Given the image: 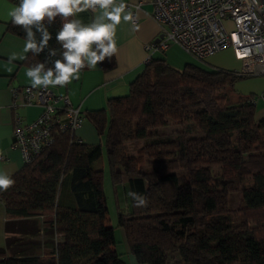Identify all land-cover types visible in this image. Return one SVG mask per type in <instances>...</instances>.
Listing matches in <instances>:
<instances>
[{
  "label": "trees",
  "instance_id": "obj_1",
  "mask_svg": "<svg viewBox=\"0 0 264 264\" xmlns=\"http://www.w3.org/2000/svg\"><path fill=\"white\" fill-rule=\"evenodd\" d=\"M62 23L57 17L49 27V48L57 55L28 52L25 65L47 60L52 67L62 58L55 39ZM7 29L25 37L11 20ZM197 61L176 68L151 56L127 94L86 115L102 143L77 142L68 131L52 129L53 142L24 162L0 199L9 217L42 215L53 244L42 255L0 251V264H127L114 248L103 169L94 166L103 147L112 187L147 197V205L137 207L127 196L128 212L116 217L138 262L264 264V117H255V94H230L237 80L253 75ZM114 63L113 56L98 66L107 70ZM172 122L179 127L166 132ZM132 142L140 144L134 153ZM181 160L187 168L182 181L175 171ZM235 192L237 208L230 205Z\"/></svg>",
  "mask_w": 264,
  "mask_h": 264
},
{
  "label": "crops",
  "instance_id": "obj_2",
  "mask_svg": "<svg viewBox=\"0 0 264 264\" xmlns=\"http://www.w3.org/2000/svg\"><path fill=\"white\" fill-rule=\"evenodd\" d=\"M18 2L20 3V0L17 2L16 0H0V170L9 171L11 176L24 165L18 147L12 145L14 115L17 113L23 122H29L36 118L41 111V106L36 101L22 104L18 99L16 100L17 105L11 106L13 102L12 89L31 86V81L25 74L29 66L23 63L27 55L24 52L25 37L16 35L7 29L11 20L9 12L18 6ZM117 2L119 3L120 0ZM123 2L126 5L139 2V8L136 11L138 21L132 24V22L126 23L121 20V23L116 27L114 38L117 52L114 56V66L107 70H102L98 65L92 69L85 67L79 74L80 78L73 80L71 84L65 87H48L57 94L68 95L71 103L74 106H79L85 118L74 131V135L88 144L102 143L103 135H98L94 123L86 115L89 111L104 109L108 98L128 93L130 82L145 67L147 51L144 45L156 40L160 33L161 25L152 17V0H123ZM96 14H99V11ZM75 18L87 25L92 22L94 14L88 10L78 13ZM133 25H135V29ZM13 54L17 58L10 61ZM151 56L163 58L176 68H182L186 63H198L194 57L176 43L168 44L165 49H154ZM20 57L24 58L20 59ZM205 61L208 65L232 69L238 68L240 64L229 48L212 54ZM233 89L234 91L230 93L232 99H237L240 95L255 94V117L257 119L264 117V100L261 98V94L264 93V74L237 80ZM94 166L101 168L95 163ZM115 188L118 189V197L123 198L127 203L122 211L127 213L130 199L127 197L125 188L122 185H117ZM0 212L3 220V244L0 243V251L4 255L12 257L42 255L49 250L55 237L42 224V215L9 217L5 214L1 199ZM108 218L109 224L114 225V248L121 258L127 264H148L138 262L129 252L123 229L114 223L116 217Z\"/></svg>",
  "mask_w": 264,
  "mask_h": 264
},
{
  "label": "built area",
  "instance_id": "obj_3",
  "mask_svg": "<svg viewBox=\"0 0 264 264\" xmlns=\"http://www.w3.org/2000/svg\"><path fill=\"white\" fill-rule=\"evenodd\" d=\"M152 17L160 23L159 37L144 45L145 63L154 49H165L176 43L197 60L225 48H231L240 61L234 70L238 74H264V0H152ZM139 2L128 3L137 23ZM227 23L232 25L228 29ZM12 107L36 101L41 106L39 115L23 122L16 113L13 119L12 145L18 147L24 162L34 159L53 140V130L68 131L77 142H82L74 131L84 116L71 104L66 94L59 95L50 88L12 89ZM264 100V93L261 94ZM255 101V99H253ZM2 261V257H0Z\"/></svg>",
  "mask_w": 264,
  "mask_h": 264
},
{
  "label": "clouds",
  "instance_id": "obj_4",
  "mask_svg": "<svg viewBox=\"0 0 264 264\" xmlns=\"http://www.w3.org/2000/svg\"><path fill=\"white\" fill-rule=\"evenodd\" d=\"M126 9L123 0L119 3L117 0H20L9 16L12 24L21 27L25 33V53L38 56L48 49V58L55 57L58 50L49 48L52 39L49 27L57 17L64 21L55 36L62 49V58L53 60L52 67H46L47 60L30 66L25 74L31 81V87H65L78 80L85 67L96 68L99 62L115 56L116 27L121 20L126 23L134 20L132 11ZM88 10L94 14L90 24L75 18L78 13ZM16 58L13 54L10 61ZM13 184L11 173L0 170V190H7ZM127 196L137 207L147 205V197L141 193L129 190Z\"/></svg>",
  "mask_w": 264,
  "mask_h": 264
},
{
  "label": "rangeland",
  "instance_id": "obj_5",
  "mask_svg": "<svg viewBox=\"0 0 264 264\" xmlns=\"http://www.w3.org/2000/svg\"><path fill=\"white\" fill-rule=\"evenodd\" d=\"M227 27H228V29H231L233 26L230 25L229 23H227ZM225 49H228V48H225ZM229 49H230V51H232L231 48H229ZM177 127H179V125L172 122V123H169V125H167L165 130H166V132L173 133ZM103 140H104V138H103ZM103 140H102V142H103ZM138 145H140V144H138L137 142L129 143V146H128L129 152L134 153L136 151V148L139 147ZM95 165L101 166V168H103V184H104V189H105L107 217H117V212H122L124 210V208L127 206V203L123 198L118 197V195H117L118 189L112 187V185H111L109 169H108V164H107V160H106V148L105 147H103V153H102L101 157L95 161ZM145 165L147 166L148 163H146ZM217 168L218 167H216V169ZM175 171H176L180 181L186 179L187 168L183 164V160H181L179 162V165L175 168ZM249 181H250V179L248 178L246 183H249ZM230 200H231L230 205L233 208H237L239 205H241V199H240L239 193L235 192V193L230 194ZM114 223L116 224V221ZM2 226H3V220H2L1 212H0V243H1V245L3 244Z\"/></svg>",
  "mask_w": 264,
  "mask_h": 264
},
{
  "label": "bare ground",
  "instance_id": "obj_6",
  "mask_svg": "<svg viewBox=\"0 0 264 264\" xmlns=\"http://www.w3.org/2000/svg\"><path fill=\"white\" fill-rule=\"evenodd\" d=\"M55 93V92H54ZM57 94V93H56ZM59 95H63V94H59ZM68 96V95H67ZM69 98V97H68ZM70 100V99H69ZM71 102V101H70ZM72 104V103H71ZM73 105V104H72ZM74 106V105H73ZM75 107H78V109H79V111H80V108H79V106H75ZM80 113H81V111H80ZM35 119V118H34Z\"/></svg>",
  "mask_w": 264,
  "mask_h": 264
}]
</instances>
